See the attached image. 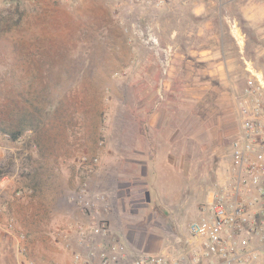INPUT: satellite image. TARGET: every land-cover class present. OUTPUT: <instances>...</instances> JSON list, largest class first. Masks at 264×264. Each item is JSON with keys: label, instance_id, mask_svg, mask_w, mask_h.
I'll list each match as a JSON object with an SVG mask.
<instances>
[{"label": "rangeland", "instance_id": "obj_1", "mask_svg": "<svg viewBox=\"0 0 264 264\" xmlns=\"http://www.w3.org/2000/svg\"><path fill=\"white\" fill-rule=\"evenodd\" d=\"M150 1L0 0V179L18 173L26 180L46 181L57 178L55 169L67 168L71 198L84 183L90 193L103 194L105 203L94 210L95 219L109 229L103 214H114L115 228L124 232L122 242L129 250L160 255L190 249L189 224L198 219L209 193L219 189L217 175L209 168L219 158L202 153L209 141L198 133L201 122L181 120L184 113L171 109L181 128L172 145L188 148L195 167L187 175L179 169L164 174L152 170L151 163L129 161L140 157L131 155L132 149L150 146L142 141L145 131L139 117L151 114L162 92L165 100L186 102L188 97L180 85L174 93H160L154 81L161 64L154 53L142 54L154 35L146 24L153 12L142 9V4L151 7ZM230 3L223 13L235 22L236 41L229 26L221 34L237 68L238 95L251 73L264 80V0ZM150 67L152 75L146 73ZM196 93L200 120L209 96ZM190 126L195 127L192 142L185 138ZM146 133L152 146L165 145L152 130ZM91 163L93 171L86 176L82 164ZM145 172L149 186L138 180ZM156 173L158 182L171 177L176 185L150 187ZM171 189L176 197L169 195ZM109 236L121 241L110 229Z\"/></svg>", "mask_w": 264, "mask_h": 264}, {"label": "crops", "instance_id": "obj_2", "mask_svg": "<svg viewBox=\"0 0 264 264\" xmlns=\"http://www.w3.org/2000/svg\"><path fill=\"white\" fill-rule=\"evenodd\" d=\"M144 5L142 4L143 10L153 12L147 19L150 22L146 24L154 29V35L150 36L151 42L146 40L142 54L154 53L161 64V68L155 66L154 83L157 90L160 93L164 90H171L174 93L176 85H180V89L191 98L187 97L186 102L177 99L165 100L162 92V99L156 101L154 109L150 111L151 114L143 120L141 119L143 116L139 117L145 131L144 138L141 139L148 141L150 146L132 149L131 155L141 158H132L129 161L136 165L151 163L152 170L155 172L164 170V174L179 169L187 175L189 170L195 167L193 155L188 148L183 150L172 145L181 131L176 125L178 117L170 111L174 109L184 113L180 117L181 120L185 117L192 123L201 122L202 126L198 133L203 134L209 141L208 145H204L202 153L206 156L217 154L218 163H212L213 167L209 168L215 171L219 185L229 175L231 142L237 132L235 91L238 87L234 79L237 68H234L232 58L224 47L221 34V29L225 25L229 26V34L236 41L233 29L235 22L228 13H223L229 11L230 0L225 2L190 0L183 5L168 2L159 8ZM147 17L148 15L145 16ZM146 48L151 51H147ZM244 70L249 71L248 68ZM151 71L150 67L146 73L152 75ZM200 90L209 98L204 117L196 120L194 99L199 97L196 92ZM194 128L193 126L188 128L190 135L187 133L185 138L189 142L195 138ZM147 130L155 132L157 138L162 139L165 145L152 146V138H148ZM54 171L57 178L46 181L26 180L18 173L0 179V207L4 210V219L12 218L15 222L13 232L0 229V264H28L31 260L38 264H73V253L84 252V248L77 241L75 225L76 222H83L86 219L80 216L70 197L73 182L66 175L67 168ZM140 175L142 179L138 180H143L142 186H149L147 173ZM174 180L166 177L165 181L160 183L156 173L150 180V187L155 188L163 184L173 188L176 185ZM136 182L138 181L131 184L137 185ZM127 184L130 185L129 182ZM170 191L169 195L176 197L177 191L172 189ZM213 195L214 193H209L205 202ZM108 201H111V197ZM103 217L108 220L110 231L120 237V242L124 241V232L118 233L115 228L116 216L106 213ZM20 234L25 236V240L21 241L18 238ZM245 235L250 238V245L253 248L264 253L262 248L264 240L260 241L257 235L248 233ZM103 241L107 242L106 239ZM68 242L71 249L67 251L64 245ZM19 244L25 245V253L18 252Z\"/></svg>", "mask_w": 264, "mask_h": 264}, {"label": "built area", "instance_id": "obj_3", "mask_svg": "<svg viewBox=\"0 0 264 264\" xmlns=\"http://www.w3.org/2000/svg\"><path fill=\"white\" fill-rule=\"evenodd\" d=\"M189 1L150 2L159 8L168 2L183 5ZM236 107L237 132L231 142L229 175L200 208L198 219L189 224L192 242L188 251L157 255L129 250L111 238L108 227L95 219L94 210L105 203V197L90 193L84 183L72 198L79 212L88 218L75 225V235L84 252L73 253V264H264L263 253L253 248L245 235L264 240V80L259 75L251 73L246 77L243 91L236 95ZM94 165L82 164L83 174H91ZM1 228L13 232L15 222L12 218L5 220L0 207ZM18 238L25 240L23 234ZM64 248L70 250L71 244L66 243ZM17 249L19 253L26 252L24 244ZM28 264L38 263L31 260Z\"/></svg>", "mask_w": 264, "mask_h": 264}, {"label": "trees", "instance_id": "obj_4", "mask_svg": "<svg viewBox=\"0 0 264 264\" xmlns=\"http://www.w3.org/2000/svg\"><path fill=\"white\" fill-rule=\"evenodd\" d=\"M28 128H29V127H28ZM23 130H24V128H23ZM23 130H21L20 132H17L16 134L12 135V140H16V139H18V137L21 135V132H22Z\"/></svg>", "mask_w": 264, "mask_h": 264}]
</instances>
